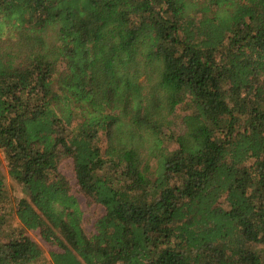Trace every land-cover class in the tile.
<instances>
[{
    "label": "trees",
    "instance_id": "trees-1",
    "mask_svg": "<svg viewBox=\"0 0 264 264\" xmlns=\"http://www.w3.org/2000/svg\"><path fill=\"white\" fill-rule=\"evenodd\" d=\"M0 155V264H264V0H0Z\"/></svg>",
    "mask_w": 264,
    "mask_h": 264
},
{
    "label": "rangeland",
    "instance_id": "rangeland-1",
    "mask_svg": "<svg viewBox=\"0 0 264 264\" xmlns=\"http://www.w3.org/2000/svg\"><path fill=\"white\" fill-rule=\"evenodd\" d=\"M0 170L7 176V188L11 197L15 200L16 196L20 195L18 190L13 187V182L9 174H7V168L4 165L3 159L0 155ZM59 170L63 175H66L71 183V191L77 196L80 207L83 212L82 223L85 230L91 234L95 231V221L99 215L104 212V206L100 203L93 201L81 188L77 182L76 174L73 170V162L70 158H65L59 164ZM30 236L39 243L46 254L50 251L58 249L57 245L44 239L38 229H28Z\"/></svg>",
    "mask_w": 264,
    "mask_h": 264
}]
</instances>
